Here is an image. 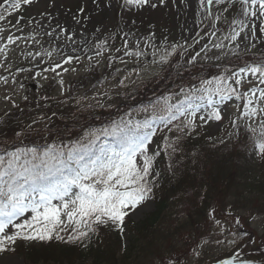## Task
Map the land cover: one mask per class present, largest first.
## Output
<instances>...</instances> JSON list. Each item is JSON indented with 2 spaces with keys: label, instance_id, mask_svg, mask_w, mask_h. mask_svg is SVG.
I'll list each match as a JSON object with an SVG mask.
<instances>
[{
  "label": "snow or ice",
  "instance_id": "6c2138e0",
  "mask_svg": "<svg viewBox=\"0 0 264 264\" xmlns=\"http://www.w3.org/2000/svg\"><path fill=\"white\" fill-rule=\"evenodd\" d=\"M31 3L33 0H3L0 3V24L7 25L0 27V40H4L2 34L5 31L9 32L5 42L0 44V54H5L9 45L27 39L15 35L12 30H23L21 25L25 18L20 13L24 6ZM123 3L129 8H157L164 0H160V4L153 0H123ZM199 4L209 16H212L209 6L214 4L225 5L222 8L225 13L230 7L239 5L237 16L230 21L228 33L223 37L229 44L235 43V47L230 49L232 55H239L237 50L240 45L236 42L241 39L248 40L249 47H256L257 42L264 43V0H199ZM13 15L16 16L15 24L11 23ZM213 18L216 22L221 20L220 15ZM62 31L66 32L67 29ZM46 34L52 36L51 32ZM211 35L215 36L216 32ZM198 36L200 32L193 40L198 42ZM67 39L71 40L72 36ZM212 46L216 49L229 47L223 41ZM124 47L127 49L126 40ZM178 47L184 46L172 45L171 52L162 56L159 63H167L168 57ZM44 54L52 55L45 51L43 54L37 52L35 57ZM124 54L137 58L144 55L141 51H125ZM27 55L33 57L31 52ZM96 55L102 53L97 52ZM198 56L200 52L188 62L194 63ZM3 59L6 62L7 56L4 55ZM73 60L79 61L80 57L65 55L60 62L41 68L35 75L45 80L48 79L45 75L48 72L59 76L57 69L69 71L64 65L71 64ZM0 67H4V63H0ZM16 71L20 73L31 69L18 68ZM127 79L125 76L119 83L124 85ZM0 82L8 85L9 77L0 76ZM57 82L63 95L64 81L61 78ZM245 83L249 85L247 89L243 87ZM177 95L183 97L177 103H171L173 97L169 95L163 98L162 104L157 101L150 108H144L143 111L149 115L142 121L133 120L129 115L128 119L113 121L108 127L90 129L67 143L61 140L45 143L41 147L4 150L0 154V253L14 251L18 241L28 244L55 240L86 246V241L101 228L126 234L127 218L145 210L147 202L153 197L160 176L155 171L157 157L162 152L171 157L178 151L183 138L192 136L198 128L209 123L223 121L225 109L222 106L226 102H239L234 104L236 111L229 120V126L234 130L228 133L229 137H238L243 130L252 138V151L256 157L264 161V59L246 63L230 73L226 69L225 74L201 79L198 87H181ZM24 99L27 100V97ZM5 100L11 98L6 96ZM32 131V125H28L24 133L17 132L15 136L22 142V136ZM159 132L176 135L165 134L162 144L154 149V138ZM220 142L223 143V140ZM169 170H172L171 164ZM207 216L213 231L219 235L212 240L201 236L193 242L192 264H198L212 243L217 249H230L225 254L215 256L212 264H248L239 259L242 247L238 232L240 218L232 219L233 230L216 218L215 208H211ZM231 216L229 211L227 217Z\"/></svg>",
  "mask_w": 264,
  "mask_h": 264
},
{
  "label": "rangeland",
  "instance_id": "374dc122",
  "mask_svg": "<svg viewBox=\"0 0 264 264\" xmlns=\"http://www.w3.org/2000/svg\"><path fill=\"white\" fill-rule=\"evenodd\" d=\"M153 2L160 4V0ZM0 3H3V0H0ZM223 7L225 5L209 6L212 13V16H209L207 10L201 8L199 0H164L157 8H129L124 6L123 0H33V3L24 6L20 13L25 18L21 25L23 30H12L15 35L27 39L9 45L8 51L0 54V63H4V67H0V76H8L10 81L8 85L0 82V154L4 150L12 151L16 147H41L45 143L61 140L67 143L78 139L90 129L108 127L107 125L91 127L73 137H63L54 132V127L62 126L67 119L76 117L69 118L78 108L117 105L125 100L131 88L162 75L168 69L164 81L175 80V85L171 84L173 87L164 91V94L171 95L173 97L171 102H175L183 98L177 95L181 87L186 89L192 85L198 87L201 79H211L225 74L226 69L230 73L244 66H230V59L235 57L230 49L235 47V43L229 44V41L223 40L228 33L230 21L237 16L239 5L230 7L226 13L222 11ZM215 15L221 16L219 22L214 20ZM15 21L16 16L13 15L11 23L15 24ZM0 27L7 25L0 24ZM214 31L216 35L212 36L211 33ZM48 32H51L52 36L47 35ZM197 32H200V36L196 37L198 42L193 40ZM2 35L4 40H0V44L5 42L9 32L5 31ZM68 36H72V39H67ZM125 40L127 49L124 47ZM221 41L229 47L216 49L212 46ZM236 43L240 45L237 50L238 56H253L256 61L264 59V43L257 42L256 47H249V41L245 39ZM172 45L184 47H178L177 51L168 57L167 63H159L162 56L171 52ZM45 51L51 52V57L46 54L35 57L37 52L43 54ZM125 51H141L144 55L139 58L134 55L126 56ZM29 52L35 59L27 55ZM97 52H101L102 55H96ZM197 52H200V56L194 63H189ZM225 52L228 54L225 55ZM4 55L7 56L6 62L3 59ZM65 55L79 56L80 60H73L71 64L64 65L69 69L67 72L57 69L59 76L48 72L45 74L48 79L45 80L35 75L41 68L49 67L53 62H60ZM18 68L31 71L17 73ZM136 72H139V75H136ZM125 76L128 79L121 85L119 82ZM61 78L64 81L63 95L57 82ZM243 87L247 89L249 85L245 83ZM6 96L11 100H5ZM25 96L27 100L24 99ZM235 103L239 102H226V105L222 106L225 109L223 121L198 128L192 136L203 131L213 134L220 126H225L219 135L213 136L214 139L223 140L226 145L239 140L244 143V139H252L243 130L238 137L233 135L230 138L228 135L234 131L229 126V120L236 111ZM143 109L130 115L133 116L132 119L140 120L149 115ZM228 116L227 122L225 120ZM28 125H32L33 131L29 135H23L21 142L15 133H24ZM234 144L240 146L239 142ZM251 148L252 146L249 150ZM253 158L256 162L259 160L254 152ZM152 210L153 207L147 202L145 210L130 215L127 220L131 218L138 221ZM261 211H257L251 218L242 211L231 217L223 216L222 219V222L235 230L232 219L240 218L238 232L242 247L239 259L248 264H264V213ZM28 215L30 216V213ZM218 235V232L213 233L212 239ZM201 236L210 240V236H205L204 233ZM19 244L21 241L16 243ZM228 251L230 249L223 247L217 249L213 243L206 249L198 264H209L215 256ZM170 256L173 255L165 256L159 261L155 259L152 264L161 261L163 264H176L177 261L179 264H192L191 250L177 255L175 260H165ZM138 263L149 264V261L140 260ZM0 264L27 262L17 252H6L0 253ZM76 264H90V261L80 260Z\"/></svg>",
  "mask_w": 264,
  "mask_h": 264
},
{
  "label": "trees",
  "instance_id": "16d2710c",
  "mask_svg": "<svg viewBox=\"0 0 264 264\" xmlns=\"http://www.w3.org/2000/svg\"><path fill=\"white\" fill-rule=\"evenodd\" d=\"M245 62L244 59H236L232 64ZM168 72L163 76L161 86H165ZM149 84L139 92L140 97L146 96L145 88H156L160 83L155 80ZM163 98L143 106L150 108L157 101L162 104ZM133 106L129 102L112 109H84L81 110L82 118L97 124L104 120L113 121L125 118L128 112H132ZM228 120L229 116L225 121ZM63 130L74 131L71 127ZM165 134L168 133L159 132L154 138V149L162 144ZM168 135L174 137L176 133ZM237 146L234 142L226 146L189 136L182 139L178 151L171 157L162 152L155 162V171L160 176L150 200L155 205L154 210L139 222L131 220L125 235L101 228L86 241V246L55 240L28 244L21 242L13 252H20L30 264L41 261L76 264L80 260L90 261V264H137L140 260H148L152 264L155 259L159 261L170 254L173 257L181 255L191 249L201 234L213 237L215 232L207 216L211 208L216 209L218 219L229 211L233 215L243 211L249 218L257 211L264 213V161L256 162L253 158L252 148L249 150L251 141L244 147ZM169 164L172 165L171 171ZM167 260L173 258L170 256Z\"/></svg>",
  "mask_w": 264,
  "mask_h": 264
}]
</instances>
